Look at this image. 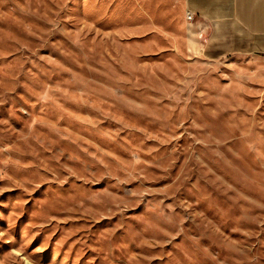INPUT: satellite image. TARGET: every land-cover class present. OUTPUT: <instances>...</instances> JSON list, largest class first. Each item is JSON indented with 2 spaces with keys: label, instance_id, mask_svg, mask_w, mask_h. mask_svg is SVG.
Masks as SVG:
<instances>
[{
  "label": "rangeland",
  "instance_id": "1",
  "mask_svg": "<svg viewBox=\"0 0 264 264\" xmlns=\"http://www.w3.org/2000/svg\"><path fill=\"white\" fill-rule=\"evenodd\" d=\"M170 4L0 0V264H264V58Z\"/></svg>",
  "mask_w": 264,
  "mask_h": 264
},
{
  "label": "crops",
  "instance_id": "2",
  "mask_svg": "<svg viewBox=\"0 0 264 264\" xmlns=\"http://www.w3.org/2000/svg\"><path fill=\"white\" fill-rule=\"evenodd\" d=\"M167 1L179 9L190 45L199 44L210 54L264 58V0ZM187 13L193 15L191 20Z\"/></svg>",
  "mask_w": 264,
  "mask_h": 264
},
{
  "label": "built area",
  "instance_id": "3",
  "mask_svg": "<svg viewBox=\"0 0 264 264\" xmlns=\"http://www.w3.org/2000/svg\"><path fill=\"white\" fill-rule=\"evenodd\" d=\"M192 17H193V15H192L191 13H187V16H186V18H187L188 20H191V19H192Z\"/></svg>",
  "mask_w": 264,
  "mask_h": 264
}]
</instances>
